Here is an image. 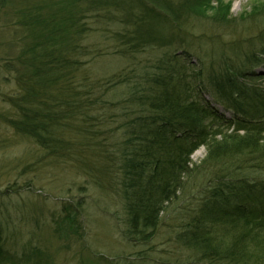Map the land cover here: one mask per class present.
I'll list each match as a JSON object with an SVG mask.
<instances>
[{
    "label": "trees",
    "instance_id": "obj_1",
    "mask_svg": "<svg viewBox=\"0 0 264 264\" xmlns=\"http://www.w3.org/2000/svg\"><path fill=\"white\" fill-rule=\"evenodd\" d=\"M170 1H161L159 11L147 5L146 20L141 21L163 24L172 15L177 21L175 36L166 39L161 30L153 37L148 31L149 46L156 37L170 46L171 39L186 33L191 19H208L213 26L226 28L229 38L196 45L192 29L187 30L181 41L183 55L165 53L141 69L137 81L121 80L129 85L124 118L133 117L120 127L121 145L105 143L114 132L100 139L94 130L112 83L100 85L93 67L82 60L93 51L83 43L84 32H92L97 20L98 33L105 26L100 3L88 8L91 25L71 19L67 4L64 14L45 15L38 8L23 13L21 22L30 30L31 41L7 64L17 93L4 97L0 92V100L10 107L9 113H0V120L49 157L76 160L86 148L102 156V175H115L121 188L123 236L136 245L154 238L182 187L181 178L192 171L191 156L204 148L203 164L219 170L199 215L178 233V244L190 254L185 264H264V176L249 184L250 176L264 175V87L256 85L263 77L254 71L264 64V0L252 1L249 11L236 20H231V5L224 0H175L182 4L178 8ZM193 48L199 53L197 65L186 58ZM77 138L82 147L73 145ZM9 256L0 228V262Z\"/></svg>",
    "mask_w": 264,
    "mask_h": 264
},
{
    "label": "rangeland",
    "instance_id": "obj_2",
    "mask_svg": "<svg viewBox=\"0 0 264 264\" xmlns=\"http://www.w3.org/2000/svg\"><path fill=\"white\" fill-rule=\"evenodd\" d=\"M161 1L0 0L1 95L8 97L17 93L13 73L7 71V64L20 55L26 41H31L30 30H26L21 22L24 12L38 8L45 15L55 11L64 14L63 4H67L65 11L71 19H81L83 25H91L94 20H91L88 8L100 3V20H105V26L98 33L97 20L92 32H84L83 43L89 44L93 51L82 60L93 67V78L99 80L100 85L110 80L113 85H109L105 94L106 107L97 113L98 126H94V130L100 132V139H106L108 132H114L113 138L105 143L121 145L124 134L120 127L133 119L124 118L129 85L121 80L133 78L137 81L141 69L156 63L165 53L183 55L181 41L188 34L187 30L192 29L190 36L195 44L208 43L217 37L229 38L230 32L227 30V34L226 28L215 27L210 20L191 19L185 25L186 33H181L179 40L171 39L170 46L162 44L158 37L149 46L146 42L150 38L148 31L153 37L161 30H164L161 36L166 39L175 36L173 28L177 21L172 15L163 24L158 20L155 25L141 21L146 20L147 5L157 7L155 10L159 11ZM174 1L170 2L176 8L182 6ZM252 1L224 0L231 5V20L240 19L249 11ZM184 23L185 20H181L180 27ZM195 49L188 50L186 58L197 65L199 53ZM254 71L258 77H263L256 80V85L264 87V64L255 67ZM7 81H11L10 85L5 84ZM112 103L116 107H112ZM9 111L10 107L0 100V113ZM76 143L77 147H82L79 138L73 145ZM205 157L204 148L191 156L192 171L181 178L182 187L165 210L154 238L148 244L136 245L123 236L126 215L121 188L117 178L113 177L115 175H102L101 165L105 163L102 156L89 153L86 148L84 154L82 150L76 154V160L49 157L44 149L0 120V228L4 249L10 254V260L0 264L187 263L190 254L178 244V233L199 215L204 197L215 188L216 184L211 181L216 180L214 173L219 170V167L205 166ZM261 176L264 175L250 176L249 184L255 185ZM69 218L74 220L72 225Z\"/></svg>",
    "mask_w": 264,
    "mask_h": 264
}]
</instances>
